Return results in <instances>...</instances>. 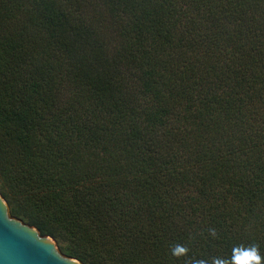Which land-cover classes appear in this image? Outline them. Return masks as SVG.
<instances>
[{
    "label": "trees",
    "instance_id": "trees-1",
    "mask_svg": "<svg viewBox=\"0 0 264 264\" xmlns=\"http://www.w3.org/2000/svg\"><path fill=\"white\" fill-rule=\"evenodd\" d=\"M0 193L84 264L264 255V0H0Z\"/></svg>",
    "mask_w": 264,
    "mask_h": 264
},
{
    "label": "water",
    "instance_id": "water-1",
    "mask_svg": "<svg viewBox=\"0 0 264 264\" xmlns=\"http://www.w3.org/2000/svg\"><path fill=\"white\" fill-rule=\"evenodd\" d=\"M0 264H84L64 254L56 240L11 215L0 193Z\"/></svg>",
    "mask_w": 264,
    "mask_h": 264
},
{
    "label": "clouds",
    "instance_id": "clouds-1",
    "mask_svg": "<svg viewBox=\"0 0 264 264\" xmlns=\"http://www.w3.org/2000/svg\"><path fill=\"white\" fill-rule=\"evenodd\" d=\"M209 234L216 238V230L209 229ZM189 249L186 245L175 244L171 249L173 256L177 258L187 256ZM184 264H264V255L260 253L259 245L253 244H239L233 247L230 257H211L207 260L188 257Z\"/></svg>",
    "mask_w": 264,
    "mask_h": 264
}]
</instances>
